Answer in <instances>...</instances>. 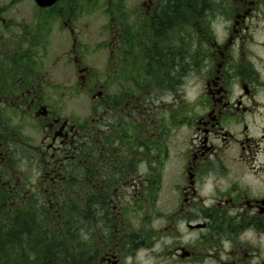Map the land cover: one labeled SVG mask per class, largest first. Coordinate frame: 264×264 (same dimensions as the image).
Instances as JSON below:
<instances>
[{
    "label": "flooded vegetation",
    "instance_id": "flooded-vegetation-1",
    "mask_svg": "<svg viewBox=\"0 0 264 264\" xmlns=\"http://www.w3.org/2000/svg\"><path fill=\"white\" fill-rule=\"evenodd\" d=\"M0 242L264 264V0H0Z\"/></svg>",
    "mask_w": 264,
    "mask_h": 264
},
{
    "label": "trees",
    "instance_id": "trees-1",
    "mask_svg": "<svg viewBox=\"0 0 264 264\" xmlns=\"http://www.w3.org/2000/svg\"><path fill=\"white\" fill-rule=\"evenodd\" d=\"M29 229H32V227L30 226ZM10 236H11V238H14V236H12V235H10ZM25 238H26L25 236H22V237H20V240H18V239L10 240L11 243H7L5 248H4L5 257L6 258L8 257V252L12 248L13 249H19V250H25V249L32 250V251L35 250L37 243L34 242V241H31V240L26 241ZM56 244L59 245V247H55L56 249H62V246H61L62 242L58 243L57 240L55 239V245ZM39 245L41 246L42 250H46L47 251V250H53L54 249V248L53 249L50 248L51 244H45V245L44 244H39ZM2 248H3V243L0 242V251L2 250ZM5 257H4V259H6Z\"/></svg>",
    "mask_w": 264,
    "mask_h": 264
},
{
    "label": "rangeland",
    "instance_id": "rangeland-1",
    "mask_svg": "<svg viewBox=\"0 0 264 264\" xmlns=\"http://www.w3.org/2000/svg\"><path fill=\"white\" fill-rule=\"evenodd\" d=\"M205 24V23H204Z\"/></svg>",
    "mask_w": 264,
    "mask_h": 264
}]
</instances>
